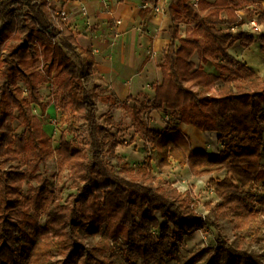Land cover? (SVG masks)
Wrapping results in <instances>:
<instances>
[{
	"label": "trees",
	"instance_id": "trees-1",
	"mask_svg": "<svg viewBox=\"0 0 264 264\" xmlns=\"http://www.w3.org/2000/svg\"><path fill=\"white\" fill-rule=\"evenodd\" d=\"M259 1L170 0L171 40L160 65L161 80L147 102L152 109L168 110V117L164 127L151 128L128 98L145 153L141 163L130 165L116 154L122 143L112 131L118 127L113 116H105V124L96 117L102 89L92 84V52L78 47L48 0H0V264H130L137 257L144 264H165L185 235L209 226L217 232L214 246L195 251L181 264H264L263 253L232 243L217 223L223 217L241 230L264 216L258 198L264 188V76L228 52L234 39L244 47L254 42L245 31L234 33L233 26L239 24L240 11L247 18L258 14L264 24ZM257 40L264 53V33ZM206 62L218 74L207 72ZM41 83L55 84L59 95L54 106L64 127L55 148L40 119L29 112L32 104L46 110ZM107 98L112 108L128 103L113 93ZM15 118L21 133L13 129ZM179 123L216 132L222 148L213 154L185 153L177 143ZM152 152L162 165L176 162L195 176L223 171L222 177L206 181L217 199L206 204L212 217L198 213L186 193L154 179ZM54 154L57 175L66 170L74 188L63 202L61 189H50L37 173ZM15 161L24 169L13 167ZM32 175L38 185L23 193ZM41 214L43 225L28 219L36 221ZM102 231L117 241L121 261L89 241Z\"/></svg>",
	"mask_w": 264,
	"mask_h": 264
},
{
	"label": "crops",
	"instance_id": "crops-1",
	"mask_svg": "<svg viewBox=\"0 0 264 264\" xmlns=\"http://www.w3.org/2000/svg\"><path fill=\"white\" fill-rule=\"evenodd\" d=\"M48 1L56 12L64 11L63 23L73 32L78 47L92 52L95 61L93 85H97L103 93H113L120 102H130L129 97L136 103L146 100L147 104L153 100V87L161 80L163 53L171 40L168 31L171 25L168 13L170 0H164V13L151 11L150 4L145 0ZM257 7L264 9V0H260ZM240 13L244 14L243 11ZM259 47L257 38L248 47L236 40L228 47V52L262 75L264 67L260 69L250 64L247 56L255 54L264 61V53ZM193 59L196 61L197 56ZM202 65L207 72L218 74L212 64L206 62ZM152 112L150 116H155L152 117L154 121L159 117L163 124L151 128L164 127L169 111L159 108ZM178 130L181 134L177 143L185 153L199 149L213 154L222 148L218 147L216 132H201L186 123H179ZM184 142L190 144L187 151ZM213 146L215 151H210Z\"/></svg>",
	"mask_w": 264,
	"mask_h": 264
},
{
	"label": "rangeland",
	"instance_id": "rangeland-1",
	"mask_svg": "<svg viewBox=\"0 0 264 264\" xmlns=\"http://www.w3.org/2000/svg\"><path fill=\"white\" fill-rule=\"evenodd\" d=\"M240 15L239 24L233 28L234 33L238 31H244L246 26L247 16L244 14ZM184 24L180 25L179 31H184ZM181 29V30H180ZM258 38L259 36L249 34ZM238 39H234V43ZM240 42V41H239ZM234 46V45H233ZM41 61H44V58L41 57ZM264 63V61H263ZM264 65V64H263ZM264 66L260 67L262 69ZM264 76V69L261 72ZM23 88V86L21 85ZM39 93L41 94L43 101L45 103L46 110L41 112L39 107L32 104L29 107V112L38 117L42 123L44 131L50 136V145L52 148L58 146L59 135L64 125L60 120V110L54 106V102L57 101L59 95L55 91V84L53 83H41L39 87ZM109 95L102 92L99 95V98L96 102V117L100 123L105 124L104 118L107 115H112L118 127L112 128V131L116 134V138L122 143L116 147V154L121 158V160L126 161L130 165H135L141 163L145 157V153L142 148V139L141 126L133 120L131 114V106L133 101L127 103V106L117 105L111 107L110 104L112 100H108ZM146 100L137 101L135 104L139 110V117L145 125L149 127H156L154 125L163 124L162 120L157 117L156 122L154 121L155 116H150L153 113V109L150 106H147ZM112 105V104H111ZM155 123V124H154ZM13 129L16 133H21L23 128L20 121L15 118L12 122ZM264 135V134H263ZM209 147L210 144L206 143ZM187 144L184 142L185 150H188ZM218 147L221 148V145L218 141ZM210 151H215L216 147L209 148ZM153 162L151 167V172L154 179H162L167 183L176 187L179 191L186 193L187 197L192 200L196 205V211L202 215H212L207 211L206 204L213 203L217 199L213 193V190L206 185V181L209 178L218 179L222 177L223 171H213L208 174L203 175H192L186 167L179 166L176 162H172L170 165H162L160 160L155 157V153H151ZM113 165H116L115 158H109ZM264 162V152L262 154V163ZM57 155L54 154L45 164H39L37 173L48 180L49 188L54 189L55 187L60 188L61 201L67 197L68 194L74 192V188L71 185L70 179L68 177L67 171H63L61 175H57ZM13 167H17L20 170L24 169V165L20 161H15L12 163ZM29 185L37 186L38 182L33 178V175L24 181L22 186V191L25 193ZM261 203H264V188L261 191L260 197ZM32 223L36 225L44 224V216L41 214L36 221H33V218L28 217ZM164 220L160 219V222ZM218 229L221 234L226 237L229 241L234 244L240 243L243 247L248 250L261 252L264 254V216H257L254 223L247 228L241 230H234L232 223L229 219L219 217L217 218ZM156 234H159L157 230H154ZM217 238L216 229L212 226H209L206 230L198 229L194 232L185 235L183 241L176 245L175 249L172 250L171 256L167 258L165 264H181L187 258L190 257L195 251L208 248L211 249L214 246L215 240ZM89 241L98 245L101 249L103 255H109L113 253L116 258L121 261L122 257L118 250L117 241L107 238V235L104 231L99 233L96 236L89 237ZM60 258V255L54 254L53 260ZM130 264H144L140 257L130 261Z\"/></svg>",
	"mask_w": 264,
	"mask_h": 264
},
{
	"label": "built area",
	"instance_id": "built-area-1",
	"mask_svg": "<svg viewBox=\"0 0 264 264\" xmlns=\"http://www.w3.org/2000/svg\"><path fill=\"white\" fill-rule=\"evenodd\" d=\"M148 7H150L151 11H153L154 13H164L166 9L164 0H156L154 4L149 5ZM58 14L63 20L65 17L64 11H59ZM235 27L236 25L233 26V28ZM243 30L248 34L257 36H260L264 33V24L258 21V14H254L251 18L246 19V26Z\"/></svg>",
	"mask_w": 264,
	"mask_h": 264
},
{
	"label": "bare ground",
	"instance_id": "bare-ground-1",
	"mask_svg": "<svg viewBox=\"0 0 264 264\" xmlns=\"http://www.w3.org/2000/svg\"><path fill=\"white\" fill-rule=\"evenodd\" d=\"M248 56V60H249V63L256 66V67H262L264 66L263 64V61L260 59L259 56L255 55V54H249L247 55Z\"/></svg>",
	"mask_w": 264,
	"mask_h": 264
}]
</instances>
